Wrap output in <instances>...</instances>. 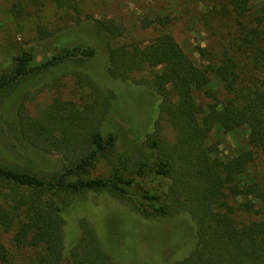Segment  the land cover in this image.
Wrapping results in <instances>:
<instances>
[{
  "label": "trees",
  "instance_id": "16d2710c",
  "mask_svg": "<svg viewBox=\"0 0 264 264\" xmlns=\"http://www.w3.org/2000/svg\"><path fill=\"white\" fill-rule=\"evenodd\" d=\"M255 1L219 0L214 11L232 19L234 37L222 50L198 46L195 53L204 66L169 33L144 47H115L112 42L125 30L110 20H95L90 26L77 20L66 28L70 48L39 65L28 69L33 50L15 58L13 77L0 78V98L16 91L22 77H71L88 90L90 101L80 107L55 101L41 119L10 122L13 139L0 154V264H119L85 219L66 254L67 213L88 192L126 200L147 220L188 213L196 223V248L173 264H264V193L252 179L244 183L257 154H264V0L258 7ZM54 2L65 7V1ZM170 23L154 22L161 29ZM104 39L105 73L111 80L126 82L146 68H161L143 89L158 104L153 134L143 137L149 118L140 133L124 129L115 120L121 112L120 94L102 88L90 73ZM198 92L210 102L199 105ZM161 121L173 130L172 143L159 138ZM215 130L244 132L246 146L221 157L209 143ZM45 153L64 159L59 170H40L46 167L38 156ZM100 161L111 168L110 176L91 178ZM144 178L169 180L168 193L162 196L153 187L131 195L130 189ZM248 215L260 221H242ZM6 234L18 259L3 243Z\"/></svg>",
  "mask_w": 264,
  "mask_h": 264
},
{
  "label": "rangeland",
  "instance_id": "374dc122",
  "mask_svg": "<svg viewBox=\"0 0 264 264\" xmlns=\"http://www.w3.org/2000/svg\"><path fill=\"white\" fill-rule=\"evenodd\" d=\"M62 1L70 9L59 8L54 0H40L37 3L0 0V78L13 77L15 58L23 51H34V61L28 66L29 69L62 49L70 48L65 42V36L68 35L66 28L75 26L77 20L89 26L95 20H110L122 26L125 33L122 38L112 42L115 47L124 44L144 47L160 34L169 33L199 66H204L205 62L195 53L198 46L212 51L222 50L221 46L234 37L232 19L227 15L222 16L219 9L218 12L214 11L219 8V0ZM259 4L260 0H256L254 6L258 7ZM167 19L171 23L164 29L154 24L156 20ZM107 40L100 41L102 44L99 42L98 57L92 64L90 73L102 88L120 94L121 112H118L119 117L115 114V120H120L124 129L140 133L149 118L150 124L143 137L153 134L159 120L158 104L156 100V104L152 103L144 90L161 68H146L140 73L131 74L126 82L111 80L105 73ZM259 77L261 79L263 75L260 74ZM22 79L24 77L20 78L21 85L16 91H8L0 98V154L4 146L7 148V142L13 139L10 122L18 119H41L44 111L55 101L61 104L74 103L78 107L90 101L88 90L79 87L71 77H60L54 81L47 77L34 81ZM195 99L199 105L210 102L199 92ZM159 124V138L172 143L173 130L163 121ZM246 142L247 134L244 132L228 134L215 130L209 137L210 145L223 158L244 148ZM122 148L121 145L118 152ZM38 159L45 163L46 169L40 168L45 172L59 170L64 160L55 153L40 154ZM110 174L111 168L100 161L90 177H109ZM245 175V184L252 179L264 193V154H257ZM170 185L171 182L167 179L157 182L144 178L139 180L138 187L131 188L130 191L131 195L137 196L142 188L155 187L164 196ZM67 216L66 254L76 244L80 233L79 223L84 219L119 264H173L187 258L196 248V223L188 213H181L175 218L147 220L126 200L114 199L107 193L88 192L74 201ZM248 216L242 217V221H260L258 216ZM2 240L18 259L11 247L10 236L2 235Z\"/></svg>",
  "mask_w": 264,
  "mask_h": 264
}]
</instances>
